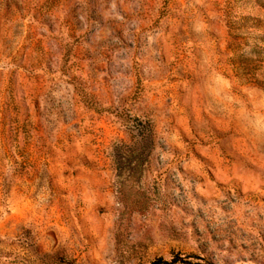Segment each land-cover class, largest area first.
Instances as JSON below:
<instances>
[{
	"label": "rangeland",
	"instance_id": "1",
	"mask_svg": "<svg viewBox=\"0 0 264 264\" xmlns=\"http://www.w3.org/2000/svg\"><path fill=\"white\" fill-rule=\"evenodd\" d=\"M263 84L264 0H0V264H264Z\"/></svg>",
	"mask_w": 264,
	"mask_h": 264
},
{
	"label": "trees",
	"instance_id": "2",
	"mask_svg": "<svg viewBox=\"0 0 264 264\" xmlns=\"http://www.w3.org/2000/svg\"><path fill=\"white\" fill-rule=\"evenodd\" d=\"M254 83L259 84L262 82H258V80L254 79ZM126 123L130 127H134L135 129H137L138 133L140 134V140L135 141L137 149L136 150L133 149L134 151L130 152L132 153V155L129 156V160H128L130 165L134 164L135 166H137V168H139L145 163V158H144V155L146 153L145 140L148 136L149 138H151L152 132L149 127L142 125V123H140L138 119L135 120L131 119L129 120V122L126 121ZM121 148L125 149L127 147L126 145L118 147V149ZM150 264H218V263L209 261L199 254H195V253L182 254L176 252L171 255L170 259H164L163 257H158L154 259Z\"/></svg>",
	"mask_w": 264,
	"mask_h": 264
}]
</instances>
